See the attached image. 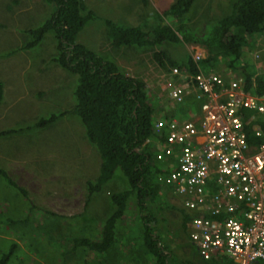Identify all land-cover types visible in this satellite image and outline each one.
I'll return each instance as SVG.
<instances>
[{"label": "trees", "instance_id": "trees-1", "mask_svg": "<svg viewBox=\"0 0 264 264\" xmlns=\"http://www.w3.org/2000/svg\"><path fill=\"white\" fill-rule=\"evenodd\" d=\"M16 1L11 0L14 4ZM44 1L52 5L51 14L37 27L22 30L25 39L0 57L32 49L45 34L51 33L55 47V56L51 60L75 79L72 92L74 104L69 110L39 117L25 128L0 130V138L19 134L23 130H45L61 118L75 117L87 144L95 148L99 158L97 176L85 182V204L90 195L98 192L115 172L121 174L125 188L108 195L111 208L97 225L85 219L83 213L76 215L83 217L80 220L74 216L76 219L72 216L65 218L33 204L27 212L38 210L42 224L33 226L27 223V212L23 219H18L21 226L12 230L17 234L15 238L20 245L12 241L8 249L0 254V264H27L25 250L37 258L32 264H53L55 260H63L67 256L74 259L71 264H192L183 259L176 261L168 249L161 246L158 232L154 230L156 210L167 204L160 197V169L152 161L154 151L144 142L155 138V112L161 113L163 110L148 97L141 81L127 76L113 62L76 42V36L85 23L97 19L83 0ZM140 1L143 6H148L147 0ZM193 1L174 0L163 11L152 9L145 15L152 25L142 29L103 20L107 43L113 48L131 47L136 50L158 47L162 43L204 46L209 52L204 60L197 63L199 67L216 68L223 62L226 69L234 71L241 78L245 94L264 95V56L261 48H255L253 43L264 35V0H235L229 15L200 26L189 23ZM256 51L258 58L254 61L246 57L243 59L244 52L245 56H252ZM151 56L162 71L168 72L176 67L186 69L191 74L196 73L191 60L174 61L160 50L152 52ZM170 116L162 115L163 119ZM258 124L264 134V124ZM250 126L251 123L245 128L246 140L249 146L255 147L264 141V136L261 140L253 137ZM0 176L9 185L12 184L1 169ZM15 188L23 198L26 196L25 191L17 186ZM179 215L183 226L189 217L182 211ZM52 216H56L57 220L76 223L71 230L67 227L70 232L67 239L60 234V225L55 229L50 223L49 219H54ZM125 216L132 218L131 222H126ZM8 228H5L6 232ZM27 239H31V245L26 243ZM62 240L67 241L64 243ZM57 241L60 249L55 248ZM43 243L47 244L46 248H43ZM15 250L19 252L16 258L13 255ZM223 259H198V264H231Z\"/></svg>", "mask_w": 264, "mask_h": 264}, {"label": "rangeland", "instance_id": "rangeland-1", "mask_svg": "<svg viewBox=\"0 0 264 264\" xmlns=\"http://www.w3.org/2000/svg\"><path fill=\"white\" fill-rule=\"evenodd\" d=\"M234 1L194 0L189 12V23L200 26L229 15ZM83 2L97 19L85 23L76 36V42L97 56L120 66V70L127 76L141 81L154 104H163L160 87L168 72L157 67L152 60V52L160 50L174 61H186L192 60L195 54L193 47L190 49L188 45L162 43L158 47L140 50L131 47L113 48L107 43L103 20L142 29L152 25L151 21L145 18L147 13L152 9L160 12L174 0H148V6H143L140 0ZM52 11V5L44 0H17L15 4L11 0H0V55L16 48L25 39L21 31L37 27ZM253 43L255 48L264 46V35ZM54 54V39L51 33H47L32 49L0 57V130L22 126L25 128L39 117L63 112L72 107L75 79L54 64L51 60ZM245 57L254 61L251 54L245 56L244 52L243 59ZM0 155L1 158H8L12 162H21L19 168L9 166L6 169L12 184L9 185L0 176V254L8 249L12 241H18L15 238L17 234L12 229L21 226L17 222L18 219H23L33 204L65 218L83 213L85 219L97 225L111 208L108 195L125 188L121 174L115 172L98 192L90 195L85 204V182H90L97 176L99 158L95 148L87 144L82 127L75 117L61 118L45 130H23L19 134L0 138ZM1 158L0 162H3ZM152 161L155 163L153 159ZM24 163L25 167L22 165ZM29 167L31 171L26 169ZM22 168L24 169L21 171ZM0 169L4 171L2 164ZM16 186L26 192L24 198ZM160 188V197L165 199L169 196L168 188ZM166 202L169 207L156 210L155 216L154 230L158 232L161 246L166 247L173 257L178 256L179 260L183 257V250L184 253L187 252L185 258L190 259L193 256L196 260L194 250L187 243V229L181 225V220L176 217L177 213L171 210L175 203L169 198ZM52 217L54 219H49L50 223L55 229L60 225V234L67 239L70 235L67 227L71 230L76 223ZM81 217L76 218L80 220ZM124 219L126 222L132 220L126 216ZM6 220L14 222H5ZM26 222L33 226L42 224L40 212L36 209L27 212ZM7 226L8 232L5 231ZM66 241L62 240L64 243ZM26 243L31 245V239H27ZM46 245L45 243L43 248H46ZM59 245L57 241L55 248L60 249ZM33 246L38 248L37 244ZM175 249L179 250L178 254ZM25 253L28 256L24 258L27 264L37 261L30 252L25 250ZM18 254V250L13 253L15 258ZM73 260L71 256H67L63 260H55L53 264H71ZM223 260L228 262L226 258Z\"/></svg>", "mask_w": 264, "mask_h": 264}, {"label": "built area", "instance_id": "built-area-1", "mask_svg": "<svg viewBox=\"0 0 264 264\" xmlns=\"http://www.w3.org/2000/svg\"><path fill=\"white\" fill-rule=\"evenodd\" d=\"M204 59L193 55L194 74L169 69L155 138L144 143L154 151L166 199L189 217L183 227L199 259L264 262V141L249 146L245 129L251 123L253 137L264 136L258 124H264V95L245 94L241 78L223 62L199 67Z\"/></svg>", "mask_w": 264, "mask_h": 264}, {"label": "crops", "instance_id": "crops-1", "mask_svg": "<svg viewBox=\"0 0 264 264\" xmlns=\"http://www.w3.org/2000/svg\"><path fill=\"white\" fill-rule=\"evenodd\" d=\"M148 1V0H147ZM157 2V1H156ZM149 3V2H148ZM150 4V3H149ZM168 7V6H167ZM166 7V8H167ZM165 8V9H166ZM165 9H163V10H165ZM154 10V9H153ZM162 10V11H163ZM183 46H187L188 45V47L191 49V47H193L192 49H194L195 50V54H199V55H201V56H203V57H205L207 54H208V49L206 48V47H204V46H199V45H192V44H182ZM196 46V47H195ZM182 61V60H181ZM118 66V65H117ZM120 67V66H119ZM155 114H157L158 115V113H156L155 112ZM0 158H1V155H0ZM1 160H3V162H0V164H2L3 165V168H4V171H5V173H6V169H8L9 168V166L10 167H14V166H16V167H18L19 168V165L21 164V162H19V161H15V162H12L10 159H6V158H1ZM25 162H27V161H25ZM29 162V161H28ZM23 163V162H22ZM29 164V163H28ZM23 165V167H25V163L24 164H22ZM21 166V165H20ZM24 168H22L21 169V171L23 170ZM28 171H31V169H30V167L29 168H26ZM12 170H13V168H12ZM7 175H8V173H6ZM9 176V175H8ZM166 199V198H165ZM167 200V199H166ZM167 203V202H166ZM175 205V207L173 206L172 208H171V210H173V211H175L176 213H177V215H176V217H178L179 218V221L181 220L180 219V215H179V212L180 211H182V210H180V208H178V206L176 205V204H174ZM166 207H169V206H166ZM187 243H188V241H187ZM189 244V243H188ZM190 246V245H189ZM191 247V246H190ZM192 248V247H191ZM178 249V248H177ZM193 249V248H192ZM175 251H177V253L176 254H178L179 253V250H176L175 249ZM168 252L170 253V251L168 250ZM194 253H195V251H194ZM171 254V253H170ZM189 254H191L190 252H189ZM196 254V253H195ZM187 255V252L185 251V253H184V250H183V257L182 258H180V260H184V261H191V263L192 264H198L197 263V261L196 260H198L199 258L198 257H196L197 259L195 260L194 258H193V256H191L190 257V259H188V258H185V257H187L186 256ZM197 256V255H196ZM176 261H178L179 259V257L178 256H174L173 257ZM178 259V260H177ZM179 260V261H180ZM252 264H264V262H262V261H257V262H254V263H252Z\"/></svg>", "mask_w": 264, "mask_h": 264}]
</instances>
